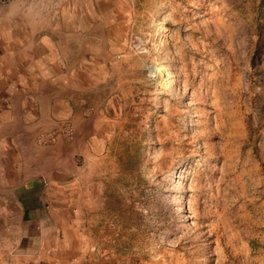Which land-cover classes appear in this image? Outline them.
Listing matches in <instances>:
<instances>
[{
	"label": "rangeland",
	"instance_id": "374dc122",
	"mask_svg": "<svg viewBox=\"0 0 264 264\" xmlns=\"http://www.w3.org/2000/svg\"><path fill=\"white\" fill-rule=\"evenodd\" d=\"M27 2L0 0V52ZM41 2L102 109L64 194L78 263L264 264V0ZM74 136L65 118L35 139ZM22 215L0 203V225Z\"/></svg>",
	"mask_w": 264,
	"mask_h": 264
},
{
	"label": "crops",
	"instance_id": "0c3cea01",
	"mask_svg": "<svg viewBox=\"0 0 264 264\" xmlns=\"http://www.w3.org/2000/svg\"><path fill=\"white\" fill-rule=\"evenodd\" d=\"M26 1L15 16L20 23L28 17L20 27L9 29L13 38L6 39L8 32L1 27L0 71L5 77L13 75L14 86L11 93L0 89V96L12 97V105L8 99L6 104L0 101V193L21 196L0 203L23 209V215L16 223L1 222L0 264H84L78 263L80 237L65 212L72 206L64 194L79 190L70 177L92 155L89 139L102 109L94 103L93 78H80L70 70L67 34L62 27H51L48 3ZM73 67L77 68L76 62ZM65 118L73 121L74 139L38 146V133L54 129ZM11 139L12 154L6 155ZM3 176L11 189L2 190Z\"/></svg>",
	"mask_w": 264,
	"mask_h": 264
}]
</instances>
